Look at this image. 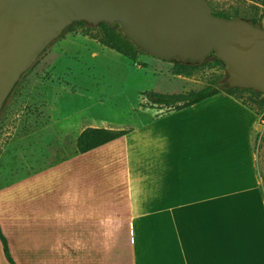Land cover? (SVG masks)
<instances>
[{"label": "crops", "instance_id": "1", "mask_svg": "<svg viewBox=\"0 0 264 264\" xmlns=\"http://www.w3.org/2000/svg\"><path fill=\"white\" fill-rule=\"evenodd\" d=\"M206 100L131 128L86 123L127 133L83 153L84 128L41 126L24 164L3 172L18 175L0 185V231L24 237L18 252L7 240L15 264H105L122 236L132 264H264L258 115L224 92ZM51 130L58 140L45 139Z\"/></svg>", "mask_w": 264, "mask_h": 264}, {"label": "rangeland", "instance_id": "2", "mask_svg": "<svg viewBox=\"0 0 264 264\" xmlns=\"http://www.w3.org/2000/svg\"><path fill=\"white\" fill-rule=\"evenodd\" d=\"M207 1L214 14L254 20L264 28V0ZM101 36L102 28L96 24L73 23L64 28L20 75L0 111V185L18 175L16 172L7 177L3 172L7 174L9 168L24 164V157L28 156L35 133L41 126L42 129L54 128L52 123L63 119L73 124L75 130L84 128L93 120L107 121L110 127L131 128L172 110L153 103L147 97V91L179 93L202 87L218 73L224 75L218 84L227 78L225 64L181 78L169 72L174 59L142 52L135 60H129L105 46ZM216 105L232 104L219 102ZM249 105L258 115V122L251 133L264 194V107L258 109L252 103ZM190 117L194 118L192 113ZM34 121L38 124L33 125ZM51 137L58 140L59 136H53L51 130L45 139ZM59 158L41 159L39 166ZM6 228L9 231L7 224ZM127 238L122 236L118 239L114 247L119 253L104 255L103 263L132 264L131 244ZM8 239L12 251L18 252L24 246L23 236H15L14 233ZM2 249L0 253L3 256ZM16 256L24 257L23 254ZM47 256L54 260L58 255L52 253ZM81 264L88 262L84 260Z\"/></svg>", "mask_w": 264, "mask_h": 264}, {"label": "water", "instance_id": "3", "mask_svg": "<svg viewBox=\"0 0 264 264\" xmlns=\"http://www.w3.org/2000/svg\"><path fill=\"white\" fill-rule=\"evenodd\" d=\"M118 23L141 51L198 62L212 51L226 84L264 93V28L212 12L207 0H0V111L12 87L74 21Z\"/></svg>", "mask_w": 264, "mask_h": 264}, {"label": "trees", "instance_id": "4", "mask_svg": "<svg viewBox=\"0 0 264 264\" xmlns=\"http://www.w3.org/2000/svg\"><path fill=\"white\" fill-rule=\"evenodd\" d=\"M215 14L221 15L220 13ZM250 22L256 23L254 20ZM73 23L91 24L83 20L74 21L71 24ZM71 24L65 28L69 27ZM96 25L102 28L101 42L125 58L129 60H135L138 55L143 52L123 34L118 23L108 25L107 23L101 21L96 23ZM221 66H223L222 61H220L212 51L207 57L198 62L174 59L173 65L169 72L173 75L192 77L207 68L210 69ZM223 76V73H218L214 78L209 79L208 82L198 89H191L179 93L147 91L146 95L153 103L157 105H165L172 110H179L186 106L196 104L220 92H224L229 96H232L234 99L240 101L250 109V103L255 105L258 109L264 107V93L254 91L250 88L230 87L225 81L222 84H218L221 80H223ZM125 133H127V130L125 129L115 130L104 127H86L76 138V150L80 153L89 151L104 143L114 140ZM0 240L3 247V252L9 264H15L11 257L7 240L1 231Z\"/></svg>", "mask_w": 264, "mask_h": 264}]
</instances>
